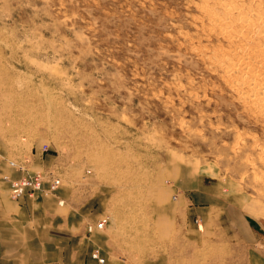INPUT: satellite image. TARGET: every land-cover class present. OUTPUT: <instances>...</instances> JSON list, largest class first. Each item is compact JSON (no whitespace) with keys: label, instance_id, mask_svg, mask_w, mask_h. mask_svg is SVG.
Wrapping results in <instances>:
<instances>
[{"label":"rangeland","instance_id":"1","mask_svg":"<svg viewBox=\"0 0 264 264\" xmlns=\"http://www.w3.org/2000/svg\"><path fill=\"white\" fill-rule=\"evenodd\" d=\"M263 31L264 0H0L4 131L140 192L178 151L250 193L264 228V111L243 63ZM175 264L249 262L212 242Z\"/></svg>","mask_w":264,"mask_h":264},{"label":"crops","instance_id":"2","mask_svg":"<svg viewBox=\"0 0 264 264\" xmlns=\"http://www.w3.org/2000/svg\"><path fill=\"white\" fill-rule=\"evenodd\" d=\"M12 137L0 119V264H175L188 247L212 242L264 264L251 194L210 166L168 151L140 192L53 146L29 149ZM38 174L40 190L12 196L15 181Z\"/></svg>","mask_w":264,"mask_h":264},{"label":"bare ground","instance_id":"3","mask_svg":"<svg viewBox=\"0 0 264 264\" xmlns=\"http://www.w3.org/2000/svg\"><path fill=\"white\" fill-rule=\"evenodd\" d=\"M220 4V3H219ZM223 5V4H222ZM237 6V5H236ZM220 8V7H219ZM248 8H249V6H248ZM239 10V9H238ZM245 10V9H244ZM223 11V10H222ZM260 12V11H259ZM262 12V11H261ZM260 12V13H261ZM233 13V12H232ZM260 13H258V14H260ZM239 15H241V13L239 14ZM233 16V15H232ZM246 16V15H245ZM250 16V15H249ZM254 16H256V15H254ZM253 15H252V17H254ZM258 16V15H257ZM261 16V15H260ZM262 17V16H261ZM215 18V17H214ZM260 18V17H259ZM258 17H254V22H252V23H250L249 21L251 20V18H250V20L247 18V19H244V20H240V21H244L245 23H244V25L247 27V29H248V31L247 32H249V33H251V34H259V33H261L262 32V29H261V27H260V25H258V26H256V27H254V25L255 24H258V23H260L259 21H258V19H259ZM236 20V19H235ZM239 21V20H238ZM227 22V21H226ZM258 22V23H257ZM243 23V22H242ZM241 23V25H240V27L243 25ZM240 24V23H239ZM219 27V26H218ZM223 30H225V29H223ZM244 30V29H243ZM246 31V30H245ZM264 32V31H263ZM227 33H229V31L227 32ZM245 33V32H244ZM250 34V35H251ZM240 35V34H239ZM247 36H249V35H246V37ZM260 36V35H259ZM258 36V37H259ZM250 37V36H249ZM263 37V36H262ZM234 38V37H233ZM250 38H252V35H251V37ZM254 38V37H253ZM256 38H257V35H256ZM264 38V37H263ZM244 39V38H243ZM248 39V38H247ZM249 40V39H248ZM259 40L261 41V40H263V39H261L260 37H259ZM258 39H257V41H259ZM250 41V40H249ZM254 41H256V39L254 40ZM244 42V41H243ZM242 42V43H243ZM246 43V42H245ZM244 43V44H245ZM230 44V43H229ZM235 44V43H234ZM239 44V43H238ZM248 44V43H247ZM246 44V45H247ZM258 43H256V45L254 46V45H252V47H251V50L253 51H251L253 54H251V55H247L246 57H245V59L247 60H243V61H245V62H243V63H246V66H248L247 68H248V70H247V72H249V73H251V75H252V78L253 77H255V80H257V81H255L254 80V78L253 79H251V80H254V81H252V84L254 85V90H257V93H253L252 95H253V97L255 96V99H253V100H256V103H260L263 107H260L261 108V110L262 111H264V48H263V46L261 47V44H264V42L263 43H261V44H258ZM233 45V44H232ZM245 45V46H246ZM237 46V45H236ZM244 47V46H243ZM235 48V47H234ZM244 49V48H243ZM243 51V50H242ZM244 51H246V50H244ZM242 53H244V52H242ZM246 55V54H245ZM242 57V56H241ZM228 63V62H227ZM244 65V64H243ZM237 66V65H236ZM245 66V65H244ZM242 67V66H241ZM235 69V68H234ZM237 69V68H236ZM243 69H246V68H243ZM243 69H241V70H243ZM232 70V69H231ZM239 70V69H238ZM246 73V72H245ZM257 76H259L260 78H261V76H262V78L261 79H263V81L261 80V83H262V85H260V87L259 88H257L258 86H259V82H258V77ZM249 78H251V76L249 77ZM243 80V79H242ZM260 81V80H259ZM252 92V91H251ZM259 106V105H258ZM256 109V108H255Z\"/></svg>","mask_w":264,"mask_h":264},{"label":"built area","instance_id":"4","mask_svg":"<svg viewBox=\"0 0 264 264\" xmlns=\"http://www.w3.org/2000/svg\"><path fill=\"white\" fill-rule=\"evenodd\" d=\"M42 181H43V176L40 174L34 177L24 176L20 180H17L13 183L11 194L13 197L18 198L24 193L26 187H31L33 191L40 190L42 187ZM60 182H61L60 179L58 178L55 179L51 185L50 190H54L60 184ZM103 225H104L103 221L97 224L99 228L103 227Z\"/></svg>","mask_w":264,"mask_h":264}]
</instances>
